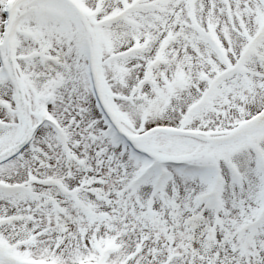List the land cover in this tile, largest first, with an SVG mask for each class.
I'll list each match as a JSON object with an SVG mask.
<instances>
[{
  "label": "snow or ice",
  "instance_id": "snow-or-ice-1",
  "mask_svg": "<svg viewBox=\"0 0 264 264\" xmlns=\"http://www.w3.org/2000/svg\"><path fill=\"white\" fill-rule=\"evenodd\" d=\"M0 264H264V0H0Z\"/></svg>",
  "mask_w": 264,
  "mask_h": 264
}]
</instances>
